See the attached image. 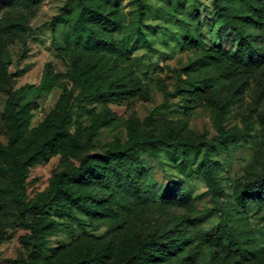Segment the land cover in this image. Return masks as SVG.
<instances>
[{"label":"rangeland","instance_id":"1","mask_svg":"<svg viewBox=\"0 0 264 264\" xmlns=\"http://www.w3.org/2000/svg\"><path fill=\"white\" fill-rule=\"evenodd\" d=\"M65 1L0 0V55L10 75L8 81L0 78V143L8 145L11 136L10 122L2 116L8 90L21 95L19 108L27 118L21 145L26 147L51 130L63 89L70 90L67 129L81 142L95 133L91 145L76 149L67 144L30 167L24 200L29 206L43 201L62 174L72 195L91 196L95 207L88 212L69 199L42 212L32 207L22 218L10 198L13 172L0 152V264H113L146 235L164 237L173 230L189 240L184 248L195 255L191 264H264V199L238 200L245 183L264 175V66L245 83L238 78L207 82L208 98L185 113L175 84L184 79L176 69L198 53L183 44L188 32L201 35L204 49L219 46L233 52L238 40L215 15L213 0H146L141 23L134 0H98L118 7L125 27L115 34L118 40L125 35L130 41L125 45L134 47L135 28L140 26L149 44L135 46L130 59L143 81L137 97L117 104L88 100L68 79L58 54L59 49L70 48L68 25L52 24ZM47 64L57 81L40 92L37 86ZM203 85L201 80H186L181 88ZM228 101L224 126L242 132L243 138L238 146L216 145L212 151L220 163L217 190H209L200 174L203 147L196 150L184 144L139 154L137 162L155 194L154 202L138 196L125 180L117 181L112 165L119 167V156L131 147L132 135L151 132L177 134L195 143L212 141L217 134L214 110ZM184 160L188 167L182 171L179 164ZM82 162L98 175L79 180ZM167 182L174 191L162 197ZM228 228L241 240L244 256L220 238ZM179 255L168 254L148 264H176Z\"/></svg>","mask_w":264,"mask_h":264},{"label":"trees","instance_id":"2","mask_svg":"<svg viewBox=\"0 0 264 264\" xmlns=\"http://www.w3.org/2000/svg\"><path fill=\"white\" fill-rule=\"evenodd\" d=\"M15 4L20 0H2ZM138 13V23L146 17V0H134ZM215 15L222 24L238 37L233 52L222 47L204 49L201 35L188 32L184 38V46L198 51L197 55L187 65L176 69L184 79H178L175 84V94L184 104L185 113H191L201 106L208 98L210 81L232 80L238 78L245 83L256 70L264 66V0H213ZM53 26L68 25L70 29L68 44L70 48H61L58 54L66 67L68 79L78 87L80 94L88 100L100 99L103 102L124 103L137 97L143 90V81L135 72L131 64V55L135 46L142 43L149 44L140 26L135 28L134 47H128L125 42H130L123 35L121 41L115 34L123 33L124 24L120 12L115 4H107L96 0H66L60 11L52 19ZM6 63L0 55V78L8 81ZM201 80L203 86L182 89L181 83ZM57 81L52 72L51 65L47 64L43 77L37 86L40 92L47 91ZM64 93L59 98L58 105L52 114V127L31 146L21 145L24 136L27 118L23 117V109L19 108L20 94L8 90V97L2 113L4 119L10 122L11 136L8 145L0 143L1 155L5 156L10 171L13 172L10 198L13 206L20 211L22 218L26 212L44 211L47 206L60 203L63 200L78 202V205L88 212L94 207L91 196L78 199L72 195L71 189L66 184L64 175H59L52 182V186L43 201L33 206L25 203L23 188L29 168L33 165L47 161L50 156L57 153L63 146L69 144L76 149H88L95 133L81 142L77 135H72L68 129L66 112L68 109L71 91L64 88ZM230 101L224 102L214 110V127L217 134L212 141L193 142L187 141L177 134L155 135L151 132L137 134L130 137L132 145L119 156V167L113 164V172L117 181L124 182L135 189L138 196L147 201H155V194L149 184L144 181L142 169L137 162L139 154L150 153L154 150L171 149L179 144L190 146L193 149L203 147L202 157L199 162L200 174L207 188L217 190L216 178L219 174V160L212 157L216 145L227 149L229 146H238L243 138V133L226 129L224 121L229 112ZM123 158V159H121ZM188 167L184 160L179 164L180 170ZM88 174L98 175V172L82 162L77 169L79 180H86ZM174 186L167 182L161 190L162 197L170 195ZM264 199V175L255 177L245 183L239 191L238 200L259 201ZM93 200V201H90ZM35 230V229H34ZM36 229L34 232L39 234ZM220 238L228 241L234 250L242 251V243L236 233L226 229ZM188 239L180 231L173 230L166 236L156 234L146 235L128 251H124L113 264H148L152 260H161L168 254H177L176 264H191L194 254L187 251L184 246ZM245 252V251H244Z\"/></svg>","mask_w":264,"mask_h":264}]
</instances>
